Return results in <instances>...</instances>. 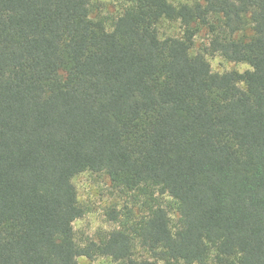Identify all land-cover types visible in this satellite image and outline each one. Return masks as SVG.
Instances as JSON below:
<instances>
[{
	"label": "trees",
	"instance_id": "16d2710c",
	"mask_svg": "<svg viewBox=\"0 0 264 264\" xmlns=\"http://www.w3.org/2000/svg\"><path fill=\"white\" fill-rule=\"evenodd\" d=\"M91 1L0 0V264H264V0H124L111 24ZM84 172L154 205L81 246Z\"/></svg>",
	"mask_w": 264,
	"mask_h": 264
},
{
	"label": "rangeland",
	"instance_id": "374dc122",
	"mask_svg": "<svg viewBox=\"0 0 264 264\" xmlns=\"http://www.w3.org/2000/svg\"><path fill=\"white\" fill-rule=\"evenodd\" d=\"M201 2L202 0H193ZM190 1L188 3H191ZM127 3L124 0H92L90 6L91 19H103L111 24L118 18ZM160 39L168 37H182L183 28L178 21L161 20L157 24ZM208 44L205 29L197 33L194 38L192 55L202 53ZM213 73L235 71L242 73L250 70L245 63H232L219 55L206 56ZM243 88V85L240 84ZM72 183L77 192V200L84 209V215L73 223L74 238L77 244L84 245L89 241H98L113 230L121 228L123 223H131L147 214L148 209L154 205V200L139 191L128 192L113 186L104 173L84 172L75 176ZM158 198V197H157ZM166 207L173 220L176 214L171 210V199L162 196L158 199ZM116 217L114 220L113 218ZM79 221V227L75 223ZM95 224V227H94ZM134 257L146 259L149 252L135 243ZM81 264L80 258L78 259ZM84 264H117L107 257H97L92 261L84 258Z\"/></svg>",
	"mask_w": 264,
	"mask_h": 264
},
{
	"label": "clouds",
	"instance_id": "9594fccd",
	"mask_svg": "<svg viewBox=\"0 0 264 264\" xmlns=\"http://www.w3.org/2000/svg\"><path fill=\"white\" fill-rule=\"evenodd\" d=\"M75 226H76V227H79V221H77V222L75 223ZM94 227H95V224H94ZM80 261H81V264H84V258H83V257L80 258Z\"/></svg>",
	"mask_w": 264,
	"mask_h": 264
}]
</instances>
